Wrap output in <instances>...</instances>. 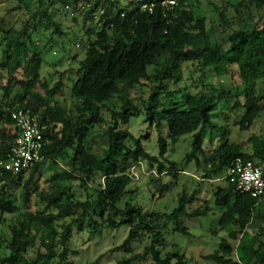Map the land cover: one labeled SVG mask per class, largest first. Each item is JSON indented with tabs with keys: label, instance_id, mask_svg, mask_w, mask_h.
Wrapping results in <instances>:
<instances>
[{
	"label": "trees",
	"instance_id": "trees-1",
	"mask_svg": "<svg viewBox=\"0 0 264 264\" xmlns=\"http://www.w3.org/2000/svg\"><path fill=\"white\" fill-rule=\"evenodd\" d=\"M47 1L50 6L60 4L84 14L87 38L81 40V45L85 56L76 63L77 68L71 71L74 76L70 79V93L75 104L67 110L56 100L63 88L61 82L52 88L44 84L47 97L33 91L40 80L42 66L41 54H36L33 49V36H45L50 30L52 36L61 35V24L50 16L42 20L35 14L31 19L32 22L38 20L36 24L28 21L23 28H0V67L7 73V76L0 74V96L3 97L0 103V163L7 159L13 146L11 112L22 109L38 115L48 126L46 136L50 141L42 151V161L31 169L30 180L34 181V175L41 174L42 165L48 162L54 166L58 161L67 162L69 169L53 175L48 186L39 188L38 182L34 189L25 186L20 195L21 206L3 191L0 225L5 226L6 231L0 230V264H74L70 258L77 252L67 246L74 228L79 233L88 231L94 239L124 226L129 227V234L118 250L125 257L114 264H142L150 260L151 264H189L183 254L162 256L166 234L175 231L189 236V229L182 220L207 216L211 207L194 209L195 193L182 195L178 206L170 213L145 211L130 202L122 204L125 197L135 195L128 173L133 164L146 162L158 175L171 173L177 178L178 165L166 158L168 141L161 135L163 126L165 130L167 127L168 138L172 140L193 133V150L186 158L187 163L194 162L200 168L204 159L203 178L224 181L222 186H217L213 196L215 206L223 212L220 228L229 231V236L221 240L214 253L203 259L212 264H264V242L259 238L263 231L259 228V233L252 234L249 230L255 221L263 225L264 200L241 194L226 175L238 159L252 161L264 170V135L251 136V150L248 151L243 145L229 142L225 138L228 132L220 130L223 142L210 154L204 149L206 131L217 129L213 117L219 94L226 99L234 97L235 107L245 109L240 121L242 132L248 131L264 114V102L261 101L264 96L258 98L250 90L257 82L264 89V72L259 73L257 82L245 85L242 92L238 89L236 93L226 90L199 92L184 96L181 103L171 99L166 108H162L160 94L155 92L157 86L151 88L149 103L143 108L137 102L141 98L134 94L145 81L152 79L160 85L170 78L177 83L176 74L185 62L199 61L202 70L207 69L217 76L230 73L233 64L242 65L249 56L246 49L252 50L253 38L260 31L250 26L252 10L261 15L264 23V0L229 1L235 9L236 19L248 13L249 20L245 23L239 20L243 36L234 45L230 43L234 40L230 35L225 47L212 43L206 19L201 14L200 0ZM167 1L176 2L173 10L162 6ZM143 5H154L153 13L142 11ZM27 6L30 8L31 4L27 3ZM81 7H85L84 12ZM216 16L226 23V16L218 7L213 13V17ZM20 69L31 80L21 83V90L13 95L12 87L17 85L14 75ZM240 95L245 99L242 106L237 103ZM166 96L169 98L170 92ZM114 102L120 104L117 110L109 108ZM105 110L110 115V122ZM143 114L159 133V156L149 154L141 140L126 128L133 118ZM105 124L108 125L105 131L108 147L98 153L91 137L97 126ZM26 174L14 176L0 166V185L8 183L20 187ZM98 174L104 179L103 186L88 188ZM62 181H79L88 190V198L82 201L72 186L62 184ZM151 182L159 186L161 195L172 186V183L163 184L160 178H152ZM34 193L43 205L37 211L29 209ZM6 215L14 217L10 219ZM66 221L70 223L60 229V223ZM145 241H149L148 245L137 253L136 246Z\"/></svg>",
	"mask_w": 264,
	"mask_h": 264
},
{
	"label": "rangeland",
	"instance_id": "rangeland-1",
	"mask_svg": "<svg viewBox=\"0 0 264 264\" xmlns=\"http://www.w3.org/2000/svg\"><path fill=\"white\" fill-rule=\"evenodd\" d=\"M229 1L200 0L201 14L206 19V28L212 43H218L224 47L227 45L230 35L234 37V40L230 41L234 45L243 36L240 34L242 30L239 20L241 23L249 20L248 13L242 15L241 19H236L235 9L229 4ZM48 2L47 0H43L42 3L40 0H24L23 3L19 4L18 0H0V28L3 30L9 27L23 28V25L28 21L30 24H36L38 20L32 22L31 19L35 14L41 17L42 20L50 16L61 24V35L52 36V31L50 30L45 36H33V49L36 54H41L42 56L40 80L34 85L33 91L47 97L44 84H48L52 88L56 83L61 82L63 88L56 100L61 106L69 110L75 104L70 93V79L74 76L71 71L77 68L76 63H78V60L83 59L85 56V50L81 45V40L87 38L84 27V14L73 8H64L60 4L50 6L51 3L48 4ZM27 3L31 4L30 8L27 6ZM215 7L223 11L224 16H226V23L219 16L213 17ZM252 12L250 26L251 28L257 27L260 31L253 38L254 47L252 50L246 49V52H249V56L243 61L242 65L233 64L230 67V73L217 76L207 69L202 70L199 61L185 62L181 65V70L176 74L178 78L177 83L172 78L162 85L155 82L154 79L145 81V85L142 88L139 87L134 91L135 97L141 98L137 102L141 104L142 108L148 105V97L151 94L153 86H157L155 92L160 94L162 108H166L169 105L167 102L171 101V99L181 103L184 96L199 92L226 90L227 93H236L237 89L239 92H242L245 85L257 82L259 73L264 72V23L258 12L253 10ZM39 17L37 18L39 19ZM51 36L53 38L52 43ZM0 74L7 76L6 71L2 70L1 67ZM14 78L17 81V85L12 87L13 95L21 90V83L31 80V77L27 76L23 69L17 71ZM6 84L7 81L4 80L3 85L6 86ZM250 90L255 92L258 98L264 96V89H262L258 82ZM167 92H170L171 96L169 98L166 96ZM219 95L220 99L217 111L213 117V124L217 129L211 130L209 128L205 133L204 149L206 153H212L223 142V138L219 133L220 130L228 132L225 138L229 142L243 145L246 150L250 151V137L253 135H264V114L248 131L242 132L240 131V121L245 113V109L243 107H235L236 99L234 97L226 99L222 97L223 95ZM2 99L1 95L0 103ZM244 101L245 99L242 95L237 99V103L240 106L244 104ZM261 101L264 102V98ZM114 103H110L109 108L117 110L120 104L119 102ZM104 114L108 122H110L109 113L105 110ZM107 127V124L97 126L92 134L93 147L98 153H102L108 147L105 136ZM126 128L136 138L141 140L149 154L159 156V133L155 125L148 123L145 114L138 118H133ZM161 130V135L168 141L166 158L178 165L179 173L177 178L175 179L171 173H164L162 176L158 175L157 171L153 170L146 162L133 164L128 173L132 177L131 189H133V194L135 195L125 197L122 200V204L130 202L133 205L142 207L145 211L170 213L178 206L179 198L182 195L187 194L190 196L195 193V201L192 203V207L197 209L208 205L211 207L210 213L207 216L183 219L182 222L189 229L190 235L185 236L171 231L166 234L161 252L162 256H166L169 253L183 254L188 259L189 264H212L211 261L203 259V257L214 253L218 249L221 240L229 236V231H224L220 228V219L223 212L215 206L213 196L217 186H222L224 181H208L203 178L204 159L201 161L200 168L194 162L187 163L186 158L193 150V133L172 140L168 138L167 127L165 130L163 126ZM67 169H69V165L64 161H58V164L55 166L49 162L45 163L42 165L41 174L34 175V181L30 180L31 174L29 172L23 177L20 187L8 183L0 185V198L5 190L9 196H12L13 201L21 206L20 195L25 186L34 189L36 188L35 182L39 183V188L48 186V181L52 180L53 175ZM152 178H160L163 184L172 183V186L161 195L159 186L151 182ZM103 183L104 179L102 175L98 174L95 181L89 183L88 188H100L103 186ZM62 184L72 186L76 196L82 201L88 198V190L79 181H62ZM42 208L43 205L38 202L36 193H34L31 196L29 209L37 211ZM13 217L12 215H6V218L11 219ZM69 223V221L60 223V229H63V226ZM262 224L259 221H255L254 227L249 229L250 233L256 234L259 233V228H261L263 236L259 237L260 242H264V223ZM0 230L6 231V227L0 225ZM73 231L74 235L67 246L69 249L77 252L75 256L70 258V261L72 260L74 264H114L125 257V254L119 251L118 248L129 234L128 226H124L116 231H106L94 239H91L88 231L79 233L76 228ZM148 243L149 241H145L136 246V252H142ZM151 262L150 260L142 264H151Z\"/></svg>",
	"mask_w": 264,
	"mask_h": 264
},
{
	"label": "built area",
	"instance_id": "built-area-1",
	"mask_svg": "<svg viewBox=\"0 0 264 264\" xmlns=\"http://www.w3.org/2000/svg\"><path fill=\"white\" fill-rule=\"evenodd\" d=\"M162 6L173 10L176 2L167 1ZM141 9L153 13L154 5H143ZM81 11L84 12L85 7H81ZM11 118L14 121L11 128L14 135L13 146L7 159L2 161L0 166L17 176L30 172L42 161V151L50 141L46 136L48 126L38 115L21 109L12 111ZM226 175L241 194L250 195L259 201L264 200V170L252 161L244 162L239 159L234 161Z\"/></svg>",
	"mask_w": 264,
	"mask_h": 264
}]
</instances>
